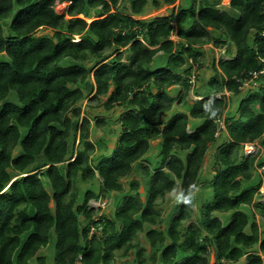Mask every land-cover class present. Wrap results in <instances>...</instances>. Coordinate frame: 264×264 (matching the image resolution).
Returning <instances> with one entry per match:
<instances>
[{
    "label": "trees",
    "instance_id": "16d2710c",
    "mask_svg": "<svg viewBox=\"0 0 264 264\" xmlns=\"http://www.w3.org/2000/svg\"><path fill=\"white\" fill-rule=\"evenodd\" d=\"M58 2L68 3L62 12ZM161 3L171 6L169 13L146 19L147 0H0V264H45L43 248L53 264H208L209 248L213 264L241 258L264 264V202L255 200L264 152L260 158L242 149L255 141L264 149V0H151L150 6ZM44 28L49 32L39 34ZM207 43L223 45L228 57L212 60L207 90L185 106L194 81L185 71L200 68V46ZM160 56L165 67L151 68ZM245 82L255 87L246 89L236 115L225 112L227 140L213 154L207 181L213 198L183 226L217 139L216 120ZM174 84L183 87V108L163 121L173 101L166 89ZM221 90L227 93L216 97ZM91 93L90 101L107 95L105 110L130 108L119 117L111 153L96 159L89 120L79 116V102ZM154 139L160 159L152 171L142 167L144 197L133 182L134 194L121 197L112 216L96 215L88 202L121 191L118 179ZM176 188L181 199L160 227L156 200ZM130 251L134 262L116 263Z\"/></svg>",
    "mask_w": 264,
    "mask_h": 264
},
{
    "label": "rangeland",
    "instance_id": "374dc122",
    "mask_svg": "<svg viewBox=\"0 0 264 264\" xmlns=\"http://www.w3.org/2000/svg\"><path fill=\"white\" fill-rule=\"evenodd\" d=\"M151 0H147V4L144 6V14L142 17L149 19L153 16H162L167 15L171 9V6L166 5L164 3H161L160 7L155 9L152 6H150ZM223 4H227L228 0H222ZM68 3L66 2H58L55 4V9L57 12H62L64 8L66 7ZM225 7V6H224ZM81 17V16H80ZM90 20V19H87ZM49 32L48 28L40 29L38 31L39 34ZM78 38L77 35H75V39ZM175 39V38H174ZM202 49L203 55L201 57V66L200 68H194L195 65L191 64L186 72L188 76L193 81L192 88L189 89L188 94L185 96L186 105L189 106L191 102H193L195 99L199 98L197 95H202L207 90V83L210 79L214 77V69L211 66L212 60L215 62L218 59L227 58L228 55L224 52V46L222 45L221 48L214 47L212 43L203 44L200 46ZM123 50L122 48L119 49V51ZM108 53H111V50L108 51ZM121 56H124V53H121ZM151 68L157 69L160 67H165V59L164 57L160 56L159 59L156 61V63H152ZM180 70V68H179ZM179 70L177 71L179 73ZM251 83V82H250ZM253 84V83H252ZM252 84H249L248 82H245L243 84L241 93H239L237 96L228 95L227 96V105L222 113V115L219 117V119L216 120L217 123V139L215 143H213L204 158V161L202 163L200 175H199V181L198 184L195 186L193 192L191 193V197L193 199V210L192 213L189 216V219L183 222V226H186L189 223H194L195 219L198 215L199 209L202 206V204L210 199L213 198L210 186L208 185V180L211 179L212 175L215 171V166L213 163V154L216 150V148L223 142L227 140L226 138V128L224 123V116L225 112L229 111L230 114L236 115V107L239 103V100L242 96H244L246 89H253L255 86ZM251 86V87H250ZM250 87V88H249ZM195 88V89H194ZM112 89V86L109 87V91ZM166 93L169 97H173V101L171 103V109L163 114V121H166L175 111H179L183 108L182 104L179 103L180 95L179 93H183V87L179 86V84H174L169 86L166 89ZM91 93L86 98H84L81 102H79L81 107L80 112V118L81 117H87L89 120V139L94 143L95 145V158L98 154H109L112 151V148L115 144L116 138L118 137V133L120 131V116L122 113H124L127 110H130L129 107L126 106H116L111 108L110 110H105L101 103H103L107 95H100L98 97L92 98L90 101V97H92ZM196 94V95H195ZM182 101V100H181ZM183 102V101H182ZM89 105V106H88ZM185 109V108H184ZM185 111H187L185 109ZM96 118H103L105 119V122L102 126H95V119ZM190 123L188 126V131L191 132L193 130L192 127H190ZM200 121L196 119V123L198 124ZM77 140L75 142V146H77ZM252 152L251 154L257 153V155L261 158L264 152L263 148H260L257 143L254 142V145H252ZM159 149H160V140L154 139L150 141L149 149L148 151L139 159L137 162L132 164V170L129 174L122 176L118 179V181L122 185V190L119 192L110 191L105 194H102L98 199H92L88 202V207L95 210L96 215L105 214L112 216L114 207L119 203L121 197L125 195H133L135 191L130 189L131 183H135L137 185V190L140 193L141 198L144 197V191L147 187L146 179L142 176L141 171L142 167L146 166L150 171L154 170L155 167L158 165L156 162L159 157ZM243 152L245 153V148L242 147ZM260 173L263 171V168H260L258 170ZM44 179V178H43ZM99 183L96 182L95 186L92 188L97 189L96 186ZM82 188L86 187L85 184L80 185ZM260 195L256 197V201L264 202V181L262 183V186L260 187ZM104 199V200H103ZM181 195L179 193V188H176L170 192L165 193L163 197H159L156 200L155 209L160 212V218L161 222L158 226H164L165 223L163 220L168 219V216L170 213L175 212V206L180 201ZM214 215H217L221 219L226 220L225 223L229 221V216L224 217L223 214L220 212H214ZM225 218V219H224ZM256 220L259 221V217L256 216ZM138 241L139 243L145 247V256L148 257L150 255L151 249L149 247L148 241L144 239L143 233L138 235ZM54 254V251H53ZM39 255H45L46 260L45 264H53L52 261V254L49 253V251L45 248L39 252ZM116 263H121L122 261H130L134 262V255L132 251L129 252L127 258H116ZM149 262V261H148ZM35 263V262H34ZM37 264V262L35 263ZM208 264H213V252L212 248H209V262ZM232 264H244V258L239 259V261L234 262Z\"/></svg>",
    "mask_w": 264,
    "mask_h": 264
},
{
    "label": "bare ground",
    "instance_id": "6f19581e",
    "mask_svg": "<svg viewBox=\"0 0 264 264\" xmlns=\"http://www.w3.org/2000/svg\"><path fill=\"white\" fill-rule=\"evenodd\" d=\"M170 38L172 39V40H176L177 39V37H176V33L174 32L171 36H170ZM175 38V39H174ZM191 80H194V79H192L191 78ZM226 94V91L225 90H221V91H217L216 93H215V96L216 97H220L219 95H225ZM255 143H256V141H255ZM252 145H254V142H247V143H244L243 144V147L244 148H247V149H245V154H250L251 152H252Z\"/></svg>",
    "mask_w": 264,
    "mask_h": 264
},
{
    "label": "built area",
    "instance_id": "2783aa9c",
    "mask_svg": "<svg viewBox=\"0 0 264 264\" xmlns=\"http://www.w3.org/2000/svg\"><path fill=\"white\" fill-rule=\"evenodd\" d=\"M251 74H252V76H251L252 79L255 78V77L257 76V73H256V72H251ZM245 149H247V148H245ZM103 200H104V199H103Z\"/></svg>",
    "mask_w": 264,
    "mask_h": 264
},
{
    "label": "crops",
    "instance_id": "0c3cea01",
    "mask_svg": "<svg viewBox=\"0 0 264 264\" xmlns=\"http://www.w3.org/2000/svg\"><path fill=\"white\" fill-rule=\"evenodd\" d=\"M177 37V36H176ZM208 44V43H207ZM206 45V44H205Z\"/></svg>",
    "mask_w": 264,
    "mask_h": 264
},
{
    "label": "clouds",
    "instance_id": "9594fccd",
    "mask_svg": "<svg viewBox=\"0 0 264 264\" xmlns=\"http://www.w3.org/2000/svg\"><path fill=\"white\" fill-rule=\"evenodd\" d=\"M226 93H227V91H226Z\"/></svg>",
    "mask_w": 264,
    "mask_h": 264
}]
</instances>
